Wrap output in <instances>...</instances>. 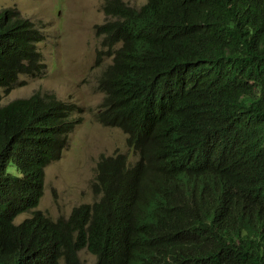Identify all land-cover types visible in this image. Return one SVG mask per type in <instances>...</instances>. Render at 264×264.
Here are the masks:
<instances>
[{"label":"trees","instance_id":"trees-1","mask_svg":"<svg viewBox=\"0 0 264 264\" xmlns=\"http://www.w3.org/2000/svg\"><path fill=\"white\" fill-rule=\"evenodd\" d=\"M105 15L100 120L142 160L103 157L97 201L52 220L34 209L73 107L48 94L0 105V264H80L84 249L94 264H264V0H107ZM41 40L0 11L6 93L42 68Z\"/></svg>","mask_w":264,"mask_h":264},{"label":"rangeland","instance_id":"rangeland-1","mask_svg":"<svg viewBox=\"0 0 264 264\" xmlns=\"http://www.w3.org/2000/svg\"><path fill=\"white\" fill-rule=\"evenodd\" d=\"M139 8L145 0H123ZM107 0H0V10L14 9L34 24L44 35L37 49L41 54L40 70L19 77L18 84L5 93L0 89V104L28 98L36 93L55 95L76 106L74 117L80 122L70 134L62 157L46 168V188L37 210L57 220L68 217L81 204L95 201L92 193L96 164L102 155L125 153L137 156L127 148L126 135L119 129L104 127L99 112L104 94L98 78L111 63L105 58L98 65L97 52L102 49L94 33L104 22ZM22 83V84H20ZM15 173V172H14ZM26 213L15 225L28 220ZM81 264H93L86 251L79 252ZM60 264H64L60 262Z\"/></svg>","mask_w":264,"mask_h":264},{"label":"clouds","instance_id":"clouds-1","mask_svg":"<svg viewBox=\"0 0 264 264\" xmlns=\"http://www.w3.org/2000/svg\"><path fill=\"white\" fill-rule=\"evenodd\" d=\"M122 2H124L123 0H121ZM145 2H146V0H145ZM125 3V2H124ZM126 4V3H125ZM145 4V3H144ZM127 5V4H126ZM141 7V6H140ZM4 10H6V9H4ZM0 11H3V10H0ZM18 12V11H17ZM19 13V12H18ZM104 18H105V20H104V22L103 23H101V24H99V25H102V24H104L105 22H106V20L108 19L107 17H106V15H105V8H104ZM25 19V18H24ZM28 20V19H27ZM30 21V20H29ZM30 22H32V21H30ZM33 23V22H32ZM33 25L35 26V28L37 29V26H36V24H34L33 23ZM96 26H98V25H96ZM39 32H40V30L39 29H37ZM95 32H96V30H95ZM41 34V33H40ZM94 35H95V37H96V39L97 40H99V42H100V46H101V48L102 49H100L98 52H97V54H96V61H97V64L99 65L101 62H102V60L103 59H105L104 57H102L101 59H99L98 58V53L99 52H101L102 50H103V47H102V45H101V40L100 39H98V37L96 36V34L94 33ZM41 36H42V40L41 41H43V39H44V35L43 34H41ZM40 41V42H41ZM40 42H38V43H40ZM38 43H37V45H38ZM37 45H36V48H37ZM37 51H38V49H37ZM39 52V51H38ZM41 55V54H40ZM111 59V58H110ZM112 65V60H111V63H110V65L109 66H111ZM109 66L103 71V72H101L100 73V75H99V78H98V82H99V80H100V78H101V76H102V74L109 68ZM21 76H29V75H19L18 76V78H17V80H16V82L14 83V85H13V87L15 86V85H17L18 84V80H19V77H21ZM20 84H22V83H20ZM98 87H99V85H98ZM0 89H2V88H0ZM12 89V88H11ZM100 89V88H99ZM4 90V89H3ZM103 94H104V99H105V93L102 91V90H100ZM6 93V92H5ZM8 93V92H7ZM36 94H40V93H36ZM35 95V94H34ZM41 95H43V94H41ZM33 96V95H32ZM31 97V96H30ZM30 97H28V98H30ZM21 99H24V98H21ZM17 100V99H16ZM59 100V99H58ZM15 101V100H14ZM59 101H61V100H59ZM104 101V100H103ZM13 102V101H12ZM63 102V101H62ZM63 103H66V104H68V105H70V106H72L73 107V115H74V113H75V109H76V106L74 105V104H70V103H67V102H63ZM0 105H2V104H0ZM8 105V104H7ZM102 105V104H101ZM4 106V105H3ZM100 112H101V108H100ZM100 112H99V115H98V120H99V122L104 126V127H107V128H115V129H119V130H121L125 135H126V144H127V148L128 149H130L136 156H137V158L136 159H132V158H128V156L125 154V153H120V152H118V153H116V154H114V155H102L99 159H98V161H97V164H96V175H95V179H94V183H95V181H96V177L98 176V164H99V162L101 161V159L103 158V157H105V158H110V157H113L114 159H118L119 158V156L120 155H125V156H127V159H128V166L129 167H131L130 169H134L139 163H140V161L142 160V157L140 156V153H139V149H134L135 147H131V146H129V144H128V138H129V135L123 130V129H121V128H119V127H114V126H112V125H109V126H107V125H105V124H103V122L100 120ZM73 118L74 119H76L74 116H73ZM77 120V124H76V126L79 124V122H80V120L79 119H76ZM76 126H75V128H76ZM165 127H166V124H165V121H163V123L159 126V130H158V134H159V137L163 140V138H162V135H161V132L165 129ZM75 128H74V130H75ZM73 130V131H74ZM72 131V132H73ZM71 132V133H72ZM70 133V134H71ZM70 134H69V136H70ZM69 136H68V140H69ZM67 144H68V141H67ZM67 144H66V146H67ZM66 148V147H65ZM64 151V150H63ZM62 154H63V152H62ZM62 154H61V157H62ZM60 157V158H61ZM59 160V159H58ZM57 161V160H56ZM55 162V161H54ZM53 163V162H52ZM51 163V164H52ZM49 166V165H48ZM47 166V167H48ZM46 167V168H47ZM133 167V168H132ZM45 188H46V170H45ZM45 188H44V193H45ZM95 185H94V190L92 191V193L94 194V196H95V201L94 202H92L91 204H81V205H79V206H77V207H74V208H78V207H80V206H83V205H89V206H91V205H93L96 201H97V199H98V197L95 195ZM43 196H44V194H43ZM43 198V197H42ZM40 201H41V199H40ZM40 201H39V203H40ZM38 206H39V204H38ZM38 206L34 209V211H39V210H37V208H38ZM73 208V209H74ZM72 209V210H73ZM72 210H71V212H72ZM39 212H41V211H39ZM71 212H70V214H71ZM42 213V212H41ZM30 214H31V216H32V213L30 212ZM44 214V213H43ZM69 214V215H70ZM22 215H25V214H22ZM22 215H20V216H22ZM45 215V214H44ZM69 215H68V217H69ZM19 216V217H20ZM30 216V217H31ZM46 216V215H45ZM29 217V218H30ZM48 217V216H47ZM68 217H60V218H58V219H61V218H68ZM18 218V217H17ZM16 218V219H17ZM28 218V219H29ZM50 218V217H49ZM16 219H15V221H16ZM50 219H52V218H50ZM52 220H54V219H52ZM15 221H14V225H15ZM23 223V222H22ZM21 223V224H22ZM20 225V224H19ZM15 226H18V225H15ZM81 251H86L87 253H89L87 250H81ZM81 251H79V252H81ZM79 252H78V258H79V262H80V264H81V260H80V257H79ZM92 257H93V259H94V262H95V256L93 255V254H91V253H89ZM60 262H63L64 263V261L63 260H61V261H59V264H60ZM94 262H93V264H94ZM65 264V263H64Z\"/></svg>","mask_w":264,"mask_h":264}]
</instances>
